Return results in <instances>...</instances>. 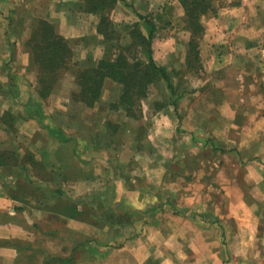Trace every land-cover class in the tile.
Wrapping results in <instances>:
<instances>
[{"label":"crops","instance_id":"0c3cea01","mask_svg":"<svg viewBox=\"0 0 264 264\" xmlns=\"http://www.w3.org/2000/svg\"><path fill=\"white\" fill-rule=\"evenodd\" d=\"M215 2L217 14L203 16L207 76L236 69L245 75L244 89L247 82L264 87V0ZM176 3L118 0L111 15L123 12L146 33L141 15L158 25L165 19L170 34L155 37L154 58L184 69L189 32ZM40 16L55 22L81 66L117 52L86 0H0V264H264L254 257L264 255V147L246 170L262 167L260 176L252 171L229 184L231 192L213 189L220 181L216 144L205 135L217 128V113L237 118L232 98L214 106L206 77L171 102L168 82L160 80L141 100L144 114L133 116L119 104L122 84L110 78L94 106L73 92L62 97L68 85L77 86L72 67L43 99L25 44ZM161 42L170 44L159 49ZM158 100L165 102L159 108ZM259 123L253 135L264 133ZM176 140L187 153L176 163L182 186L175 187V160L163 148ZM148 158L153 176L141 172ZM96 180L105 186L95 190ZM245 182L249 188L239 189Z\"/></svg>","mask_w":264,"mask_h":264},{"label":"trees","instance_id":"16d2710c","mask_svg":"<svg viewBox=\"0 0 264 264\" xmlns=\"http://www.w3.org/2000/svg\"><path fill=\"white\" fill-rule=\"evenodd\" d=\"M87 7L100 15L98 25L105 41H111V26L117 25L110 17L112 9L118 0H86ZM175 6L180 9L184 20V29L189 32L187 42L185 68L198 72L203 67L200 55L201 39L206 31L203 16L214 15L219 11L215 0H176ZM147 24L148 33L144 32L139 22H128L125 32L117 37L119 42L117 52L111 58H102L96 65L81 66L76 60L74 50L69 40L61 34L55 22L46 17L34 18L32 30L25 44L32 53L33 71L37 76V92L43 99H47L63 74L72 67L75 68L77 90L73 92L76 100L94 106L100 99L107 79H113L122 84L121 100L119 104L129 114L140 116L144 114L142 98L149 96L154 83L160 80L168 82L172 91L171 102L187 91L185 86L179 90L180 83L174 81L173 74L178 70L169 69L159 64L154 58V41L158 24L146 15L140 16ZM113 42V41H112ZM115 43V42H114ZM184 68V69H185ZM139 103V104H138ZM165 102L158 100L156 107Z\"/></svg>","mask_w":264,"mask_h":264},{"label":"rangeland","instance_id":"374dc122","mask_svg":"<svg viewBox=\"0 0 264 264\" xmlns=\"http://www.w3.org/2000/svg\"><path fill=\"white\" fill-rule=\"evenodd\" d=\"M175 10H176L175 14L177 15L181 14V11L177 9L176 7H175ZM116 16H119V17L123 16L121 17L123 18L122 21L121 19L120 21H115L114 19H112V17H116ZM110 17L113 20V22L117 24L116 26L115 25L111 26L112 35H114V38L110 41V44L118 45L119 42L121 44V42H125V41L117 40V37L123 34L122 32L126 31L125 25L126 23H128V20L126 19V15L123 12L116 11L113 15L110 14ZM178 26L181 27L180 24ZM169 27H170V24L168 25L166 20L162 19L159 22L158 29L156 32V37L157 35H159L160 37L168 36L170 34ZM180 31L181 29L178 31V33H180ZM256 33H257L256 35H258L260 31L259 33L258 32ZM82 44L85 45V43H82ZM169 44L170 42H168L166 45L163 44V42H161V47H159V49L166 48V46ZM112 47L115 48L116 45H113ZM261 58L262 56L259 57V63H260ZM255 68L256 70L262 69L260 66H256ZM173 69L180 71V73L175 72V74H173L175 76L174 81L180 83V86L178 88L179 90H181L184 86L186 88H191L195 84H197V82H199L201 79L210 77V84L212 88L209 90V92L211 94H208V93L207 94L210 95L211 100L213 99L215 101L216 104H214V106L218 108L217 102H221V99H224V96L227 94L232 98V101H234L232 102V108L234 109L236 107L237 118H229L227 117L226 114L223 115L222 112L224 111L220 113V116L217 113L215 115L216 117L212 119L214 125H216L217 128L216 129L214 128L215 130L214 129L210 130L211 134L205 135L207 137V138L205 137L206 139L214 138V141L216 144L215 161H216V168L219 169L218 175H220V178H219L220 181L219 183H217L216 187H214L213 189L216 190L217 192H224L225 190L228 192H231L232 190L230 188L231 185L236 184L237 181L239 182V180H243L244 178L247 179L246 175L249 177L252 171H254L256 175L260 176L263 173L262 167L261 168L255 167V169L251 171L249 170L246 171V170H247V166L250 165L251 160L259 158V155H258L259 153L261 154L260 158H262V155H263V152L261 150L264 147V133L253 135V131L255 130V129L253 130L254 126L262 125L261 123H259V120L264 121V119L261 120V118H259L262 114L264 115V87L261 85L262 83H260L259 81L258 84L256 85L253 84L251 86H248V82H247L246 88L244 89L242 84H244L245 75H243L242 71L240 72V71H237L236 69H231L230 71L225 72V76L227 75L228 79L230 80V85H227V86L224 85L226 81H224L223 79L225 78V76L223 78L221 77V74L223 73V72H220L221 70L220 71L216 70L214 74L212 73V75L207 76L209 72H207L204 67H202L198 72H195V71L187 72L188 70L186 68L176 69L174 67ZM71 88L73 89L72 86L68 85V89L63 90L61 92V96L62 97L67 96V93L74 92L78 89L77 86L74 88L75 90L74 89L72 90ZM166 91L167 90L164 87V92H162V94L165 95ZM204 102L205 104L209 106L210 103L207 102V100ZM208 106H207V109H208ZM135 108L138 110L137 114L139 115L141 112V109H139L136 106ZM145 110L149 111L147 108ZM219 125H221V127H219ZM235 125L239 127H236ZM188 140H190L191 145L192 143L194 144L197 143V142H194L191 138ZM182 145L183 144L181 143V140L180 141L176 140V142L170 145L169 148L168 147H165V149L163 148V151L165 153L167 152V154L169 155L171 154L170 156H172V160L173 161L175 160V164L173 166L174 170L172 168V170L174 171V174H173V176L175 177L174 179L175 181H178V182H175L174 184L175 187L181 185L180 183L181 181L179 180L180 178H178L179 175H176V172H178V170L182 168L181 165H176V163L180 164V161L183 160L182 155L184 156V154L187 153L185 148H184V152L181 153V151L183 150ZM193 150H196V148H194ZM193 153H196V152L194 151ZM205 156L207 159L208 153H206ZM149 163H150L149 158H148L147 163L143 161L141 172L144 173L145 171L147 175L149 174L150 176H153V174H151V168L149 169V166H147L149 165ZM143 167L145 168L147 167L146 170ZM244 168H245V171L243 170ZM131 169H134V172L136 174H139V170H140L139 167L135 166ZM146 171L149 173H147ZM218 175H216V179ZM235 177L237 178V180L235 179ZM244 185L245 187H248V185L245 182V184H242V187H239V189H243ZM102 186H105L102 180L95 181V185H94L95 190H100ZM243 215L245 216V214ZM239 220L240 221H239L238 226L240 224L241 226H246V223L243 222L244 219H239ZM254 257L264 258V255L258 256L255 254Z\"/></svg>","mask_w":264,"mask_h":264}]
</instances>
